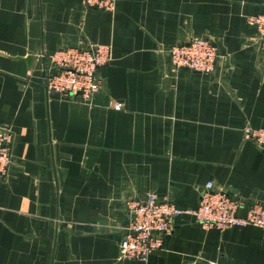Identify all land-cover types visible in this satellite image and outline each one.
Wrapping results in <instances>:
<instances>
[{
    "label": "crops",
    "instance_id": "1",
    "mask_svg": "<svg viewBox=\"0 0 264 264\" xmlns=\"http://www.w3.org/2000/svg\"><path fill=\"white\" fill-rule=\"evenodd\" d=\"M264 0H0V125L11 132L0 174V264H264V227L173 219L145 262L118 258L125 202L151 192L193 207L206 181L264 202V56L246 21ZM206 35L207 73L159 65L158 46ZM82 36L109 43L90 99L46 90L35 53ZM30 55L28 59L24 57ZM114 101L120 108L112 107Z\"/></svg>",
    "mask_w": 264,
    "mask_h": 264
},
{
    "label": "built area",
    "instance_id": "2",
    "mask_svg": "<svg viewBox=\"0 0 264 264\" xmlns=\"http://www.w3.org/2000/svg\"><path fill=\"white\" fill-rule=\"evenodd\" d=\"M82 5L111 12L115 0H80ZM246 21L257 33L255 49L264 56V9L248 15ZM159 65L165 73L174 77L181 68L210 72L214 68L218 50L206 35H189L166 46H158ZM35 66L41 72L46 90L64 97L77 96L88 100L101 87L98 69L111 58L109 43H98L80 36L74 44L59 43L50 53H35ZM121 103L114 101L113 108ZM243 135L258 146L264 145V127L244 126ZM11 132L0 125V174H5L10 164ZM242 206L238 196L225 188L213 187L211 181L204 183L198 202L193 207L180 208L165 198H157L148 192L140 197H130L125 202L124 219L117 225L119 233L117 257L142 262L148 254L163 246L164 237L173 227V219L188 213L202 227L222 229L231 225L251 224L264 227V202H253L245 212L237 214ZM210 264L213 261H208Z\"/></svg>",
    "mask_w": 264,
    "mask_h": 264
},
{
    "label": "water",
    "instance_id": "3",
    "mask_svg": "<svg viewBox=\"0 0 264 264\" xmlns=\"http://www.w3.org/2000/svg\"><path fill=\"white\" fill-rule=\"evenodd\" d=\"M30 57V55H26L24 58L25 59H28ZM165 237H166V235H165Z\"/></svg>",
    "mask_w": 264,
    "mask_h": 264
}]
</instances>
